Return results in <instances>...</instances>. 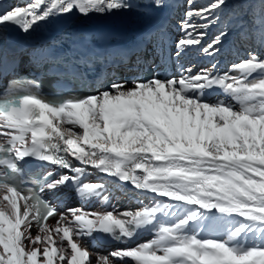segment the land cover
Masks as SVG:
<instances>
[{
    "label": "snow or ice",
    "instance_id": "snow-or-ice-1",
    "mask_svg": "<svg viewBox=\"0 0 264 264\" xmlns=\"http://www.w3.org/2000/svg\"><path fill=\"white\" fill-rule=\"evenodd\" d=\"M224 5L210 0L186 13L177 55L200 45L205 33L199 30L215 23L209 17ZM129 6L127 0H33L0 10V24L28 32L52 15ZM247 15L233 14L228 27L264 48V0L254 18ZM193 17L208 23L194 24ZM228 27L199 51L215 55ZM215 69L193 74L188 68L179 77L135 80L131 87L113 82L87 96L48 97L26 78L3 87L0 264H264V57L250 52L231 66L237 75ZM217 89L224 98L210 100ZM26 158L72 175L48 170L26 176ZM88 167L170 202L85 213L60 212L44 199L46 191L71 183L81 199L106 204L103 184L82 181ZM141 232L151 239L107 254L86 246L94 233L123 243Z\"/></svg>",
    "mask_w": 264,
    "mask_h": 264
},
{
    "label": "bare ground",
    "instance_id": "bare-ground-1",
    "mask_svg": "<svg viewBox=\"0 0 264 264\" xmlns=\"http://www.w3.org/2000/svg\"><path fill=\"white\" fill-rule=\"evenodd\" d=\"M243 1L245 0H225V5L218 11V20L217 17H209L210 20L216 22L211 23L206 29L199 30L205 33L200 45L189 46L180 55H177L176 43L185 35L181 25L187 18L186 13L206 7L210 3V0H191V3L189 0H160L161 6L159 7L156 6V0H127V3L130 5L128 8L101 13V21L103 23H112L111 34L115 33L106 41L108 52L105 69L108 72L102 71L100 76L104 84H102L103 87L99 90L107 89L113 82L126 81L127 85L131 87L133 81L144 80L141 79V75L145 64H151L153 68H158L160 71L169 68V71L155 76L160 79H164L165 77L171 78L173 76L179 77L181 74H186L183 70L188 68L192 69L193 74H195L201 69L211 68L213 64L216 65L215 71L220 74L229 72L230 75H237V73L230 71L231 66L246 59L250 52L255 51L264 57V48L258 46L255 38L252 40L242 39L238 31L228 27L233 23V14L239 13L236 12V7L240 6ZM32 2L33 0H11L8 3V8L12 6H26ZM180 2L183 6L182 11H172V5ZM250 4H254L260 10L261 0H250ZM167 15L170 16L169 20H167ZM57 16L58 14L52 18ZM222 16L223 18L221 19L220 17ZM246 19L251 20L252 18L248 16ZM48 21H52L51 16L34 25L33 41L15 42V46L17 47L12 49L17 54L15 58L9 60L8 54L6 55L4 51L2 64H0L1 79H3L7 71L30 73L31 67L35 66L37 61L52 57L54 50L59 48L63 41L66 33L64 30L70 29L74 31L75 26L78 25L65 27L63 30L56 26V22L48 24ZM191 22L194 24L208 23V21L200 17H193ZM121 25L123 26V30ZM0 27H2L1 24ZM226 27H228V34L218 46L219 51L215 55L207 56L199 51L201 47L209 44ZM119 29H121L120 32H118ZM170 46L172 48L168 49ZM109 63H114L113 67H109ZM120 66L121 68H119ZM218 96L219 98H224L222 93L217 89L210 93L208 98L215 100ZM75 164L76 166L83 167L79 162ZM100 173L96 169L88 167L85 175L82 177L84 183H98L105 186L102 196L108 197V201L105 204L101 202V198L94 197L95 202H97L96 205L100 206L101 209L97 212L104 211V209L107 211L115 210V213L135 211L141 207V202L147 204L151 199L162 200L165 203L170 202L166 197H160L153 193L145 194L135 189L131 183L120 182L114 178L112 181H108L106 178H102V175H99ZM66 174L72 175L68 171ZM114 182H117V185ZM68 186H72V184L70 183ZM102 204L106 206L102 207ZM110 205L113 207L112 210H109ZM57 207L60 212H65L68 208H76L89 213L76 200H72L71 202L59 201ZM162 219L166 218L162 217ZM54 221V219L50 218L48 223L51 225ZM33 231L36 233L35 228ZM149 239H151L150 233L141 232L132 241L118 242L117 245L112 246L111 251L115 248L134 247L136 244ZM86 246L90 253L107 254L105 252V245L103 246L104 249L100 250L98 247H101V245L92 244L88 238H86Z\"/></svg>",
    "mask_w": 264,
    "mask_h": 264
},
{
    "label": "rangeland",
    "instance_id": "rangeland-1",
    "mask_svg": "<svg viewBox=\"0 0 264 264\" xmlns=\"http://www.w3.org/2000/svg\"><path fill=\"white\" fill-rule=\"evenodd\" d=\"M237 7H236V12H239V13H241V12L247 13L248 15L246 17L249 16L251 18H254L255 14L258 13V11H259V8L255 7L254 4H250V0L243 1V3L240 6H237ZM78 14H79L78 11L73 10L71 13H68V14H58V16L55 17V18H52L54 16V15H52L51 16V20L52 21H48V24H51V23H54V22H56V24H60V25L61 24H69L72 20L75 19V16H78ZM218 14H219V12H216L215 15H214V17H217ZM220 18L222 19L223 16L220 17ZM38 23H40V22H38ZM250 40H252V39H250ZM7 54H8L7 56L9 57V60H10V59L15 58V54L16 53H14V51L11 50ZM55 223H56V221H54L53 223H51V225H55ZM35 234H36L35 231H33V235H35ZM116 249H118V248H115L114 250H116ZM109 251H110V249L109 250H106L107 253Z\"/></svg>",
    "mask_w": 264,
    "mask_h": 264
}]
</instances>
